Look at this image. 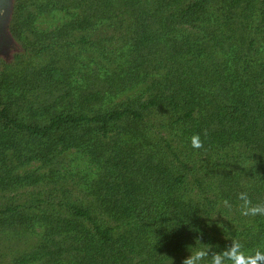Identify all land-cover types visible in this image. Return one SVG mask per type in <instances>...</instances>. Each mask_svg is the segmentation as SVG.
<instances>
[{"label": "trees", "instance_id": "obj_1", "mask_svg": "<svg viewBox=\"0 0 264 264\" xmlns=\"http://www.w3.org/2000/svg\"><path fill=\"white\" fill-rule=\"evenodd\" d=\"M13 5L0 264H264V0Z\"/></svg>", "mask_w": 264, "mask_h": 264}, {"label": "rangeland", "instance_id": "obj_2", "mask_svg": "<svg viewBox=\"0 0 264 264\" xmlns=\"http://www.w3.org/2000/svg\"><path fill=\"white\" fill-rule=\"evenodd\" d=\"M9 3L10 5L5 17L4 34L1 40L2 42L0 43V65L2 63H5L7 65L11 64V62H13L16 57L25 54V48L30 47V44H26L29 43V41L27 42L24 41V38H26L27 36L21 37L23 39V42L25 43L24 44L21 40L18 39L19 38L18 36L8 31L9 25L13 23L15 18L13 17V10H12L14 6L13 5L14 0H9ZM30 4H26L29 10L31 7ZM20 16L21 18L19 19L18 23L21 24L23 22L24 24V22L27 19V15L24 14L22 16V14H18L16 17L19 18ZM66 21H68V18L64 15V13L61 12L45 13L42 14L40 17H38V19L34 24V28H36L38 32H52L55 29L61 27ZM65 159L66 161H64L65 162L64 165L69 166L70 161L72 159H76V157L74 158V156L71 155ZM74 164L75 166L79 164L81 165V167H84L83 162L74 163ZM34 168H36V166H34ZM26 170H31V169H26Z\"/></svg>", "mask_w": 264, "mask_h": 264}, {"label": "flooded vegetation", "instance_id": "obj_3", "mask_svg": "<svg viewBox=\"0 0 264 264\" xmlns=\"http://www.w3.org/2000/svg\"><path fill=\"white\" fill-rule=\"evenodd\" d=\"M9 0H6L4 3L3 11L0 12V43L2 42L3 34H4V25H5V17L9 8Z\"/></svg>", "mask_w": 264, "mask_h": 264}, {"label": "water", "instance_id": "obj_4", "mask_svg": "<svg viewBox=\"0 0 264 264\" xmlns=\"http://www.w3.org/2000/svg\"><path fill=\"white\" fill-rule=\"evenodd\" d=\"M4 3H6V0H0V12L3 11Z\"/></svg>", "mask_w": 264, "mask_h": 264}, {"label": "clouds", "instance_id": "obj_5", "mask_svg": "<svg viewBox=\"0 0 264 264\" xmlns=\"http://www.w3.org/2000/svg\"><path fill=\"white\" fill-rule=\"evenodd\" d=\"M196 146H197V147H199V146H200V145H199V143H198V140H197V142H196Z\"/></svg>", "mask_w": 264, "mask_h": 264}]
</instances>
